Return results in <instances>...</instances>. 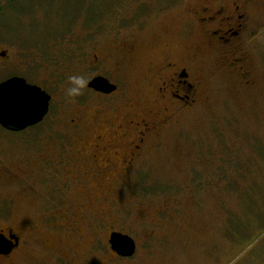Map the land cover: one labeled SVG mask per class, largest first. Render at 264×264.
<instances>
[{"label": "rangeland", "instance_id": "rangeland-1", "mask_svg": "<svg viewBox=\"0 0 264 264\" xmlns=\"http://www.w3.org/2000/svg\"><path fill=\"white\" fill-rule=\"evenodd\" d=\"M195 1L124 0L120 18L112 23L103 17L93 27L97 29V49L92 51L84 10L98 15L119 0H4L0 53L6 51L8 57L0 60L7 62L0 65V82L13 76L35 83L59 75L67 78L66 83L72 75L87 78L90 74L83 70L92 56L107 59L105 48L112 50L117 41L133 50L132 56L127 54L137 72L129 76V85L134 94L139 91L142 106H147L155 78L144 85L142 80L167 54L177 50L182 62L193 58L204 65L213 53L198 31L185 27ZM263 4V0H255L253 8ZM140 13L147 17L137 20ZM256 18L264 26V16L258 13ZM72 21L76 23L67 28ZM135 21H141L138 32L128 29ZM118 23L128 30L117 31ZM58 40L69 42L64 54L54 51ZM249 53L255 86L247 88L232 72L221 69L205 85L200 105L155 138L156 148L150 149L141 165L143 180L132 189L136 196L118 199L109 194L116 201L132 203L130 208L126 206L121 214L106 206L96 212L110 218V228L123 229L138 242V254L127 264H264V28L252 41ZM57 56L64 62L60 74L49 65ZM103 69L110 70L106 71L109 79H118L113 66ZM23 138L0 129V152L11 168L17 166L15 153L24 151ZM0 175V222L41 235L38 227L46 213L43 188L34 181L33 192L27 195L1 167ZM93 196L100 198L102 192L93 191ZM80 230V235L86 233ZM46 235L48 255L39 256L30 248L31 253L22 254V264H49L52 251L62 253L66 264L85 260L83 252L71 256L80 246L74 236L61 231ZM101 238L106 241L107 234L103 232ZM98 245L101 252L95 263L104 264L109 254Z\"/></svg>", "mask_w": 264, "mask_h": 264}, {"label": "flooded vegetation", "instance_id": "flooded-vegetation-1", "mask_svg": "<svg viewBox=\"0 0 264 264\" xmlns=\"http://www.w3.org/2000/svg\"><path fill=\"white\" fill-rule=\"evenodd\" d=\"M254 2L196 0L188 11L185 27L198 31L207 49L213 53L206 57L204 65H198L193 58L182 62L177 50L167 54L142 80L144 85L155 78L147 106H142L139 91L134 94L129 85V76L137 72L127 54L132 56L133 50L117 41L112 50L105 48L109 53L107 59L93 53L88 67L83 70L90 74L87 86L77 97L65 95L64 83L66 89L71 85L64 82V76H56L45 83L27 80L51 97L49 111L41 122L24 131H10L0 125L6 133L25 137L21 140L24 151L16 152L13 158L17 166L9 167L8 159L2 158L0 152V167L27 195L33 192V182H38L46 194L43 196L46 213L38 227L42 233L39 236L23 227L0 222V236L12 250L9 254H0V264H22V254L31 253L30 248H34L39 256L48 255L49 251L44 250L48 231L66 232L80 241L71 256L76 258L80 252L85 253L82 264H96L101 252L98 244L109 254L104 264H127L137 256L140 246L135 238L123 229L110 228V218L96 212L105 206L120 214L127 211L126 206L130 208L132 203L112 198L136 196L132 189L143 180L141 165L150 149L156 148L155 138L175 124L182 114L200 105L205 85L215 80L221 69L232 72L245 87L255 86V70L248 63L249 48L264 28L256 18L258 13L264 16V4L256 10ZM140 22L135 21L132 28L118 24L116 29L138 32L142 28L137 26ZM94 28L89 34L93 38L90 41L92 51L97 49V29ZM68 43L58 40L51 48L64 54L69 50ZM7 57L6 51L0 53V60ZM62 62V57L57 56L49 65L60 74ZM216 65L220 66L217 70ZM106 66L114 67L118 74L116 81L107 77L106 71L110 70L103 71ZM97 78L107 80L117 90L103 94L90 89L89 84ZM20 167L19 171L14 170ZM96 190L102 192L100 198L93 196ZM6 213H10V209ZM80 228L86 230L84 235H80ZM103 232L107 234L106 241L101 238ZM115 233L135 241L137 252L133 258H123L113 250L111 239ZM61 255L52 251L49 264H66L67 260Z\"/></svg>", "mask_w": 264, "mask_h": 264}, {"label": "water", "instance_id": "water-1", "mask_svg": "<svg viewBox=\"0 0 264 264\" xmlns=\"http://www.w3.org/2000/svg\"><path fill=\"white\" fill-rule=\"evenodd\" d=\"M89 88L103 94L114 93L117 88L107 80L97 78ZM51 97L38 86L28 83L25 78L13 77L0 84V125L6 130L20 132L41 122L48 114ZM113 250L123 258H133L137 252L135 241L122 234H113ZM11 248L0 236V254H9Z\"/></svg>", "mask_w": 264, "mask_h": 264}, {"label": "trees", "instance_id": "trees-1", "mask_svg": "<svg viewBox=\"0 0 264 264\" xmlns=\"http://www.w3.org/2000/svg\"><path fill=\"white\" fill-rule=\"evenodd\" d=\"M3 1L4 0H0V13L4 12ZM122 2H120V0H119V3H117L116 5H111L107 9L103 8L102 12H100L98 15H95V13L92 15L91 12L89 13L87 10H84L83 18H85V21L87 22V27H89L90 29H93V27H95L97 24H99V22L103 19V17L107 18V20H109V22H112L115 18H117V16L120 18L122 16L121 11H123V8L121 7ZM118 7H119V9H118ZM107 12H108V14H107ZM146 17H147V15L140 13L139 17H137V20H143ZM77 18H78V16H77ZM114 22H116V21H114ZM74 23H76V22L72 21L70 24L67 25V28L69 26L72 28ZM103 23H106V22H103ZM71 28H70V30H71ZM98 28H99V26H98ZM66 33H67V31H66ZM72 42H74V41H72ZM74 51L75 50H72V51H70V53H75ZM76 53H77V51H76ZM71 57H74V56L71 55Z\"/></svg>", "mask_w": 264, "mask_h": 264}, {"label": "clouds", "instance_id": "clouds-1", "mask_svg": "<svg viewBox=\"0 0 264 264\" xmlns=\"http://www.w3.org/2000/svg\"><path fill=\"white\" fill-rule=\"evenodd\" d=\"M68 80L71 86L65 89V95L69 98L81 95L88 83L87 78L83 75H72Z\"/></svg>", "mask_w": 264, "mask_h": 264}]
</instances>
